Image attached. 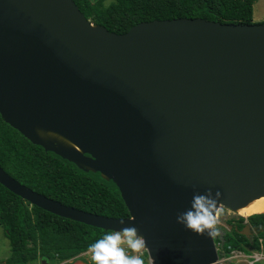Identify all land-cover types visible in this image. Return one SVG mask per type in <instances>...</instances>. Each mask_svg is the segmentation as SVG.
I'll return each instance as SVG.
<instances>
[{
  "label": "water",
  "instance_id": "water-1",
  "mask_svg": "<svg viewBox=\"0 0 264 264\" xmlns=\"http://www.w3.org/2000/svg\"><path fill=\"white\" fill-rule=\"evenodd\" d=\"M0 118L111 180L128 216L64 205L0 166V184L30 205L112 232L135 226L154 264H220L224 232L198 235L176 216L208 189L229 210L264 195V22L175 18L117 34L73 0H0Z\"/></svg>",
  "mask_w": 264,
  "mask_h": 264
},
{
  "label": "trees",
  "instance_id": "trees-1",
  "mask_svg": "<svg viewBox=\"0 0 264 264\" xmlns=\"http://www.w3.org/2000/svg\"><path fill=\"white\" fill-rule=\"evenodd\" d=\"M73 1L91 23L121 34L139 22L175 18L251 24L256 0ZM0 166L20 183L64 205L114 218L128 216L119 190L111 180L99 172L83 171L59 155L32 144L1 118ZM227 223L237 229L248 224L256 234L248 237L230 229L222 238L224 252L264 253V212L238 216ZM0 225L10 247V254L0 264H32L40 258L56 264L88 250L92 243L112 232L30 205L1 184ZM219 241L215 238V242Z\"/></svg>",
  "mask_w": 264,
  "mask_h": 264
},
{
  "label": "clouds",
  "instance_id": "clouds-1",
  "mask_svg": "<svg viewBox=\"0 0 264 264\" xmlns=\"http://www.w3.org/2000/svg\"><path fill=\"white\" fill-rule=\"evenodd\" d=\"M220 195L217 191L213 196L211 189L203 194L194 193L191 206L177 214V223L198 235H218L215 226L219 222L220 209L217 205ZM146 247V239L139 234L137 227L128 226L104 234L87 251L93 264H145L142 253ZM151 264H154V258Z\"/></svg>",
  "mask_w": 264,
  "mask_h": 264
},
{
  "label": "rangeland",
  "instance_id": "rangeland-1",
  "mask_svg": "<svg viewBox=\"0 0 264 264\" xmlns=\"http://www.w3.org/2000/svg\"><path fill=\"white\" fill-rule=\"evenodd\" d=\"M111 0H106L105 3H108ZM261 7H255V13H253V22L252 23H262L264 22V16L261 15L263 13H259L258 10H262ZM259 14L260 16H257ZM220 215H219V222L215 226L218 231L226 233L228 228L223 224V222H227V220H234L236 217L241 216L234 212V210H229L225 207H220ZM223 233V235H224ZM254 234H256L254 231L251 230V233L249 234V237H252ZM261 241V239H260ZM221 241L215 242L216 247L218 248L219 252H222V254L219 256V260H223L222 264H264V253L262 252H252L250 251L249 254L244 253L242 251L238 250H230L228 252H224L219 246L221 245ZM250 250V249H248ZM10 254V247L8 240L3 235V227L0 225V263L4 261L8 255ZM131 254V253H130ZM80 256L75 259H71L70 263L67 264H93V261L90 258V254H88V251H84L79 254ZM257 255L259 259H254V256ZM142 258L145 260L147 255L145 250H143ZM254 260V261H253ZM60 263V262H59ZM56 263V264H59ZM32 264H48V261L46 258H40L36 261H34Z\"/></svg>",
  "mask_w": 264,
  "mask_h": 264
},
{
  "label": "bare ground",
  "instance_id": "bare-ground-1",
  "mask_svg": "<svg viewBox=\"0 0 264 264\" xmlns=\"http://www.w3.org/2000/svg\"><path fill=\"white\" fill-rule=\"evenodd\" d=\"M37 133L42 138H46V139L49 138V139L57 140L59 142H65L66 144H70V142L65 140L63 137L53 132L38 130ZM234 212L244 217H247L248 215L251 214L264 212V195L249 201L247 204L241 207H238L237 209L234 210Z\"/></svg>",
  "mask_w": 264,
  "mask_h": 264
},
{
  "label": "built area",
  "instance_id": "built-area-1",
  "mask_svg": "<svg viewBox=\"0 0 264 264\" xmlns=\"http://www.w3.org/2000/svg\"><path fill=\"white\" fill-rule=\"evenodd\" d=\"M80 255L78 254V255H76V256H74V257H72V258H70V259H67V260H64V261H62V262H60L59 264H67V263H70L71 262V259H75V258H78ZM257 255H255L254 256V259H256L257 260ZM222 261L223 260H219V262H220V264H222ZM254 261V260H253ZM146 264H151V259L147 256V259H146ZM251 264H253V262H251Z\"/></svg>",
  "mask_w": 264,
  "mask_h": 264
},
{
  "label": "crops",
  "instance_id": "crops-1",
  "mask_svg": "<svg viewBox=\"0 0 264 264\" xmlns=\"http://www.w3.org/2000/svg\"><path fill=\"white\" fill-rule=\"evenodd\" d=\"M256 6H257V7H261V8H263L262 10H258V12H259V13H263V14H261V15L264 16V0H256V1H255L254 6H253V13H255L254 8H255ZM257 16H260V15L257 14Z\"/></svg>",
  "mask_w": 264,
  "mask_h": 264
}]
</instances>
